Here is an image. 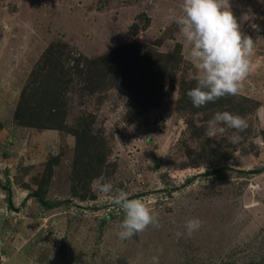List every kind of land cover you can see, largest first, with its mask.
I'll use <instances>...</instances> for the list:
<instances>
[{
  "label": "rangeland",
  "instance_id": "374dc122",
  "mask_svg": "<svg viewBox=\"0 0 264 264\" xmlns=\"http://www.w3.org/2000/svg\"><path fill=\"white\" fill-rule=\"evenodd\" d=\"M229 3L241 31L254 40L253 70L238 96L260 105L240 115L245 131L218 124L225 131L216 138L204 133L194 140L179 109L181 81L199 74L189 59L191 44L176 23L183 0H0V160L10 174L2 185L14 198L11 208L0 190V264H151L153 256L159 264H264V0ZM2 14L9 16V28ZM57 39L69 52L49 55L52 68L61 58L68 75L57 86L63 109L58 128L18 123L29 76ZM133 43L162 52L181 43L183 54L173 90L136 113L123 81L113 75L106 87L98 83L100 69L90 78L81 72L83 63L73 69L80 55L96 59ZM90 81H96L94 88ZM203 120L205 114H198L193 122ZM233 135L242 138L232 143ZM95 145L104 149L106 161L87 183L80 173ZM202 151L209 159L193 165ZM221 180L228 195L209 187ZM105 181L112 183L111 193L100 191ZM241 184L243 193L230 196ZM39 187L46 190L39 193L45 200L71 202L48 209L38 199ZM120 191L153 208L160 227L119 239L123 213L114 201ZM193 218L202 227L177 238Z\"/></svg>",
  "mask_w": 264,
  "mask_h": 264
},
{
  "label": "trees",
  "instance_id": "16d2710c",
  "mask_svg": "<svg viewBox=\"0 0 264 264\" xmlns=\"http://www.w3.org/2000/svg\"><path fill=\"white\" fill-rule=\"evenodd\" d=\"M149 21V19H147ZM148 23V22H147ZM138 26V24H136ZM68 45L63 43L61 39H57L49 44L42 60H40L35 69L30 74L29 82L25 85L24 90L20 96V102L16 111V118L18 123L25 125H38L41 128H58V119L62 113L59 108V101L61 94L58 92L57 86L66 80V74L64 72V61L59 58L55 61L54 69L52 68V62L49 55L59 52L60 57L64 55V49ZM142 43L127 44L123 48H118L116 51H110L105 55L99 56L96 59L78 57L73 69H80L83 63L85 68L81 69L86 78H90L91 74L97 69H100L97 74H102V79L98 80V83L106 85V87L114 81L113 75L117 80L124 82L125 86H129L132 90V106H135L134 113L146 110V105H157L165 95L173 90V84L177 71L180 69L183 54L182 44L178 43L172 52H162L151 49L148 51L142 48ZM69 53V52H68ZM68 53H65L67 55ZM46 59V61H45ZM51 62V65L49 64ZM59 69V72H57ZM59 73L45 74L46 72ZM97 81V79H96ZM95 81V82H96ZM95 82H89L92 88ZM195 78H184L181 81V94L179 97V109L186 114L188 127L191 128V136L194 140L202 138L206 130V124L209 123L216 112L228 111L232 114L246 115L248 113L255 112L259 107V101L256 99L247 98V96L229 95L221 97L215 102H209L205 106L196 108L193 106L191 99L187 96L188 90L195 87ZM53 86V87H52ZM46 87H51L45 90ZM170 89V90H169ZM60 90V89H59ZM48 108L46 109V107ZM198 114H205V120L202 122H193L195 116ZM43 115V116H42ZM41 118V120H40ZM79 138H82L81 134H78ZM95 152L86 154L85 174L80 173V179L88 183V179L95 173L97 167H101L105 161L104 149L100 145H95ZM194 150L189 153L190 157H193ZM196 157V162H193L195 166H200V163L209 159L208 153L205 151L200 152ZM223 170L237 171L234 167H224ZM220 171V169L214 170L211 173ZM247 171H239L237 173L242 174ZM8 179V175L6 177ZM249 179V178H248ZM224 182L225 179H223ZM222 180L216 181L214 185L209 186L211 189L214 187L221 195H228L225 188V184ZM248 181V180H247ZM246 184V182H244ZM244 184L239 186L240 189L234 190L230 196L234 197L242 194ZM0 187L5 189L8 194V200L10 201L9 207L13 208L12 191L9 186L5 187L0 182ZM86 187V183H84ZM225 186L224 189L220 188ZM220 188V189H219ZM37 195L38 199L43 201L45 207L52 209L54 207L61 206L62 204H69L71 199H64L59 201L45 200L40 191L45 189L39 187ZM219 189V190H218ZM46 190L44 191V194ZM77 195V194H76ZM83 198V197H82ZM109 217L107 215L105 220Z\"/></svg>",
  "mask_w": 264,
  "mask_h": 264
},
{
  "label": "clouds",
  "instance_id": "9594fccd",
  "mask_svg": "<svg viewBox=\"0 0 264 264\" xmlns=\"http://www.w3.org/2000/svg\"><path fill=\"white\" fill-rule=\"evenodd\" d=\"M176 23L191 44L189 59L199 73L195 78V87L187 92L193 106L200 108L221 97L238 95L253 70L251 56L254 40L241 31L229 0H183L182 15L176 18ZM218 124L237 132L245 131L248 126L246 119L238 114L216 112L206 129V137L216 138L218 133L225 131L224 127H217ZM241 138L233 135L230 140L237 143ZM8 170L6 164L0 182L7 177ZM100 191L111 193L112 183L105 181ZM114 202L123 213L117 233L119 239H131L144 232L149 225L160 227L158 213L141 199L129 198L127 192L120 191ZM201 227L200 219H189L184 225L185 233L177 232L175 235L177 238L185 234L191 237ZM151 264H159V258L153 256Z\"/></svg>",
  "mask_w": 264,
  "mask_h": 264
},
{
  "label": "crops",
  "instance_id": "0c3cea01",
  "mask_svg": "<svg viewBox=\"0 0 264 264\" xmlns=\"http://www.w3.org/2000/svg\"><path fill=\"white\" fill-rule=\"evenodd\" d=\"M2 11H3V10H2ZM2 11H1V12H2ZM7 12H8V11H7ZM8 14L11 15V13H9V12H8ZM2 15H3V19H2V20H4V24H7L8 26H10V25L7 23V21H6V20L8 19L9 16H8V17H5V14H2ZM11 16H12V15H11ZM3 43H6V42H3ZM1 55H2V50L0 49V56H1ZM8 149H9V148H8ZM12 158H15V156H12ZM7 175L10 176V174H9V170L7 171ZM2 181H3V180H2ZM9 181H10V180L8 179L7 182H9ZM1 189H3V188L0 187V190H1ZM1 191H2V190H1ZM5 191H6V190H5ZM24 195H25V194H24ZM13 196H14V195H13ZM0 197H1V195H0ZM18 197H21V196H20V195L18 196V195L15 194V199H16V200H18ZM12 200L14 201V198H13Z\"/></svg>",
  "mask_w": 264,
  "mask_h": 264
},
{
  "label": "built area",
  "instance_id": "2783aa9c",
  "mask_svg": "<svg viewBox=\"0 0 264 264\" xmlns=\"http://www.w3.org/2000/svg\"><path fill=\"white\" fill-rule=\"evenodd\" d=\"M1 162H0V177H2L3 175H2V171L6 168V164H5V162L3 161V160H0Z\"/></svg>",
  "mask_w": 264,
  "mask_h": 264
}]
</instances>
